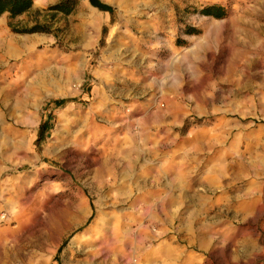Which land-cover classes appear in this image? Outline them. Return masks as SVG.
<instances>
[{"label":"rangeland","instance_id":"rangeland-1","mask_svg":"<svg viewBox=\"0 0 264 264\" xmlns=\"http://www.w3.org/2000/svg\"><path fill=\"white\" fill-rule=\"evenodd\" d=\"M98 1L0 17V264H264V0Z\"/></svg>","mask_w":264,"mask_h":264},{"label":"trees","instance_id":"trees-1","mask_svg":"<svg viewBox=\"0 0 264 264\" xmlns=\"http://www.w3.org/2000/svg\"><path fill=\"white\" fill-rule=\"evenodd\" d=\"M33 3L34 0H0V17L3 15H8L11 19L19 17L23 14L28 13L32 9ZM89 3L94 8L102 12H107L109 14L113 12L111 7L102 4L98 0H89ZM54 9L64 14H68L71 10V8H68L66 3H60L59 5L55 6ZM200 14L216 20L224 19L227 16L226 10L223 7L216 5L203 8ZM11 31L17 34H33L42 32V30H40L38 26H35L29 30H16L15 28H11ZM61 103L62 102H56V105H59ZM46 130L47 125L44 123L39 128V140L43 137Z\"/></svg>","mask_w":264,"mask_h":264}]
</instances>
